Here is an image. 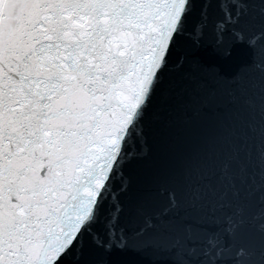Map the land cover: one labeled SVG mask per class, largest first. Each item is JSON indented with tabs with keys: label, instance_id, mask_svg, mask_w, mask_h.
<instances>
[{
	"label": "snow or ice",
	"instance_id": "snow-or-ice-1",
	"mask_svg": "<svg viewBox=\"0 0 264 264\" xmlns=\"http://www.w3.org/2000/svg\"><path fill=\"white\" fill-rule=\"evenodd\" d=\"M0 264H264V0H0Z\"/></svg>",
	"mask_w": 264,
	"mask_h": 264
}]
</instances>
